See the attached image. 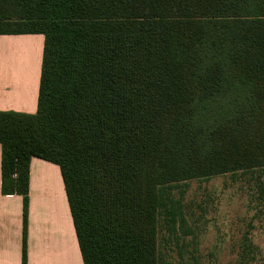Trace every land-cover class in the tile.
<instances>
[{
  "label": "trees",
  "instance_id": "1",
  "mask_svg": "<svg viewBox=\"0 0 264 264\" xmlns=\"http://www.w3.org/2000/svg\"><path fill=\"white\" fill-rule=\"evenodd\" d=\"M0 34L45 36L37 112L0 110L23 264L33 157L60 167L84 264H162L174 185L264 168V0H0Z\"/></svg>",
  "mask_w": 264,
  "mask_h": 264
},
{
  "label": "crops",
  "instance_id": "2",
  "mask_svg": "<svg viewBox=\"0 0 264 264\" xmlns=\"http://www.w3.org/2000/svg\"><path fill=\"white\" fill-rule=\"evenodd\" d=\"M43 34H0V110L35 114ZM23 197L3 193L0 143V264H23ZM27 264H84L59 165L30 162Z\"/></svg>",
  "mask_w": 264,
  "mask_h": 264
},
{
  "label": "rangeland",
  "instance_id": "3",
  "mask_svg": "<svg viewBox=\"0 0 264 264\" xmlns=\"http://www.w3.org/2000/svg\"><path fill=\"white\" fill-rule=\"evenodd\" d=\"M169 194L175 224L160 216L162 264H264V168L178 183Z\"/></svg>",
  "mask_w": 264,
  "mask_h": 264
}]
</instances>
